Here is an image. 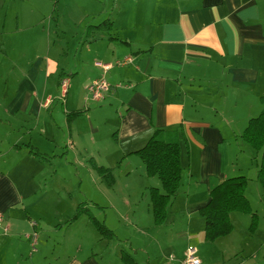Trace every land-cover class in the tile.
<instances>
[{
    "label": "crops",
    "instance_id": "0c3cea01",
    "mask_svg": "<svg viewBox=\"0 0 264 264\" xmlns=\"http://www.w3.org/2000/svg\"><path fill=\"white\" fill-rule=\"evenodd\" d=\"M61 4L90 8L78 16L88 35L71 64L64 49L54 59L39 53L44 40L35 32L49 24L48 41H60ZM105 21L109 31L88 30ZM12 39L33 52L12 53ZM30 58L26 70L21 60ZM101 79L110 91L94 101L86 87ZM62 80L64 95L56 92ZM58 97L61 106L52 101ZM263 97L264 0H0V264H121V253L136 264L139 254L145 264H179L186 246L173 251L175 236L209 246L198 211L211 190L243 176L251 202L261 152L241 135ZM73 112L81 115L68 127L65 114ZM155 130L175 134L182 168L162 226L153 223L149 193H163L161 183L133 155ZM29 146L51 159H34ZM90 161L112 171L111 188ZM80 204L114 240L101 238L86 216L66 224ZM243 234L238 264H264V229L247 238L244 226Z\"/></svg>",
    "mask_w": 264,
    "mask_h": 264
},
{
    "label": "trees",
    "instance_id": "16d2710c",
    "mask_svg": "<svg viewBox=\"0 0 264 264\" xmlns=\"http://www.w3.org/2000/svg\"><path fill=\"white\" fill-rule=\"evenodd\" d=\"M110 24L105 21L98 26L89 27L92 31H109ZM263 109L261 113L250 119L244 129L241 139L255 152H261L258 164L256 180L262 189L264 198V97L260 100ZM66 121L69 127L71 121L80 116L81 112L66 113ZM31 156L39 161L47 162L48 158L39 154L31 146L28 147ZM145 166L148 177H157L161 183L163 193L156 189H150V200L152 204L153 223L162 226L167 217V208L171 200L177 194L181 184V165L179 160V145L173 132L155 130L148 139L145 146L135 152ZM91 168L96 172L100 182L111 188L114 183L112 171L97 167L92 161ZM247 179L243 176L226 179L210 192L209 202L198 211V215L204 221V241L213 243L217 239L225 237L232 232L229 214L241 213L251 216L249 232L253 233L257 227V217L252 213L249 202L244 196ZM98 209H102L96 206ZM81 216H86L90 225L101 238L111 241L115 239L114 234L105 224L96 219L86 208L85 204L77 206L73 216L67 225L73 224ZM121 264H136L135 261L125 253H121Z\"/></svg>",
    "mask_w": 264,
    "mask_h": 264
},
{
    "label": "rangeland",
    "instance_id": "374dc122",
    "mask_svg": "<svg viewBox=\"0 0 264 264\" xmlns=\"http://www.w3.org/2000/svg\"><path fill=\"white\" fill-rule=\"evenodd\" d=\"M76 8L77 9H74L71 6H69L68 4H65V5L61 4V5H58L57 8H55L56 11H54V15L58 13L57 16L60 19V27L58 28V31H57V35L60 37L59 38L60 41H57L58 43H56L53 47L51 45V42H52V36H51L52 27H51V25L45 24L42 28H37L35 30V32H37V31L41 32V36L44 40L42 43H40L41 47L39 49V53H45V51L46 52L49 51L51 57L54 59L55 57L58 58L57 50L62 51V49H64V51H66L68 53V60L67 61L70 62V64L72 62L76 61V58L78 57V54L82 49L84 40L87 38V35H88V33H86L85 25L80 23L81 21L78 18V16L80 14L82 15L83 13H85L87 11H90L89 7L86 8L82 5H76ZM54 15H53V17H54ZM77 18H78V21H76ZM13 29L14 28L9 27L10 33L12 32ZM48 39H51V42L48 41ZM7 45H8V47L12 53L15 52L18 54V53L22 52L23 54H26L27 52H33V49H31V48L29 49V46L27 44L22 46L15 39L10 40V43L8 42ZM48 59H50V56H49V58H47V60ZM33 60L34 59H31V58L29 60H27V59L21 60V64L27 70V69H29L30 63ZM12 61L16 62V60H12ZM8 84L10 85V82H8ZM90 84H88V85H90ZM50 90H51V88H49L47 90V93H50V94L53 93V91H50ZM60 91H61V88H60V90H56V92H60ZM89 98H90V96H89ZM63 99H64V97L62 98V100ZM60 100L61 99L59 97H58V99L57 98L52 99V101H55L56 104L61 106L62 100L61 101ZM46 146L47 145H45V147ZM246 148H247L246 150H248V152H251L252 154H254V152L250 148H248V147H246ZM48 155L49 156H44V157H51L50 156L51 154H48ZM50 159L51 158H48V161ZM57 162L55 161L51 164L52 169H53V167H55L57 165ZM247 177L251 178V174L248 173ZM45 178H48V175H46ZM254 182H255L254 184H251L249 186L250 192H251V193L249 192V197H250V201H251L249 203V205L252 209V213L255 214L257 217V227L253 233L249 232V226L252 222L250 215H245V214H241V213H232L230 224L233 221V223L231 224L233 232H231L229 235H227L229 237L225 236L227 238H224V237H223L224 239L221 238V240L215 245L214 249L210 248V246H213V245H210L211 243L210 244L208 243L209 246L203 247V246H199L197 244V242H198L197 240H193V242H189L185 237H183L181 235H177L172 240V243H173L172 250L173 251H179L180 249L184 248L185 246L187 248L188 247L187 245L189 244V246L197 247V249L199 251V256L202 259V264H223V263L224 264H238V262H240V260H241L240 256H238V250L241 247H244L243 245H244V241H245L244 234H243L244 226H245L246 233L248 232V234H249L247 238H250L251 235L256 232L258 226H261L264 229V198L260 197V196H255L257 190H259L260 187H259L257 181H254ZM199 220L200 221H198V222L202 223L204 226L203 219L201 220V218H199ZM194 227L195 226L193 224L192 228H194ZM233 227H234V229H233ZM193 236L195 237V234ZM257 236L259 237V235H257ZM261 238H264V234L261 235ZM131 241H133V238H131ZM133 243H134V241H133ZM259 247H262L261 251H262L263 255L260 259V261H262V260H264V240L260 243ZM126 248H128V247H126ZM207 248H209V249H207ZM224 248L226 250L229 249L228 252H230V255L222 263L221 252L226 251ZM167 251H165L164 253H171V252H167ZM246 253H248L247 250H245V255H248ZM130 256L133 258L132 253L130 254ZM137 257L140 260L141 264H145L142 255L139 254ZM236 257L240 258V260L236 261V259H235ZM165 261H167V259H165ZM168 263L174 264L172 261H169Z\"/></svg>",
    "mask_w": 264,
    "mask_h": 264
},
{
    "label": "built area",
    "instance_id": "2783aa9c",
    "mask_svg": "<svg viewBox=\"0 0 264 264\" xmlns=\"http://www.w3.org/2000/svg\"><path fill=\"white\" fill-rule=\"evenodd\" d=\"M67 83H68L67 80H62L60 83V88L63 95L66 92ZM109 91H110V86L102 79L93 81L90 85L86 87L87 94L94 101L103 100L105 94L108 93ZM1 221H2V217L0 215V223ZM179 264H201V261L197 256L196 248L193 246H188L185 249L183 253V258Z\"/></svg>",
    "mask_w": 264,
    "mask_h": 264
}]
</instances>
